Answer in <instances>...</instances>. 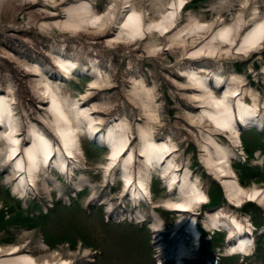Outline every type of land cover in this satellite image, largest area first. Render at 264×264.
<instances>
[{
  "label": "rangeland",
  "instance_id": "obj_1",
  "mask_svg": "<svg viewBox=\"0 0 264 264\" xmlns=\"http://www.w3.org/2000/svg\"><path fill=\"white\" fill-rule=\"evenodd\" d=\"M43 1L55 5L45 8L52 11L54 8L63 9L77 0ZM90 1L99 13L112 10L115 5L113 0ZM217 1L220 0H190L186 8H181L178 22L168 35L151 29L147 38L127 37L117 42L110 40L120 35L121 23H117L109 34L97 39L98 28L91 25L64 27L66 29L45 26L44 23L54 20L67 21L65 14L54 19L42 18L38 15L40 8H44L41 5L31 7L24 5L22 0H0V78L2 88L6 90L10 85V76L17 82V86L6 94L14 102L15 123L18 126L29 130L28 112L31 107L36 110L44 107L39 115L44 117L48 114L53 118L51 104H41L39 96L42 91L34 89L41 73L27 76L23 71L26 65H39L43 71L53 69L59 77L65 69L56 59L62 56L60 58L74 63L71 77L58 79L57 85L62 87L64 98L68 96L69 100H78L92 93L87 103L79 100L84 102L82 107L93 112L97 110L96 105L99 108L102 106L98 109L100 112L92 114L98 121L105 118L102 132L107 133L112 127L124 130L130 136L128 145L136 154L143 146L142 131H156L158 142L168 141L175 145L170 159L175 156L182 173L188 169L209 197V201L196 207L194 212L201 234L198 239L186 232L187 221H180L184 215L169 210L164 204L178 199L179 194H171L175 190H169L167 179L161 176L160 170L152 171L151 202L144 198L134 199L128 195V188L125 191L123 181L114 174L113 167L118 169L117 162L109 169V148L106 144L83 132V154L75 159L71 176L57 168L44 167L37 193L33 190L28 195L16 192L13 182L7 181L11 168L0 165V245L30 244L35 247L43 243L45 250L36 251V255L70 253L84 256L83 264H157V255L164 259L163 264H223L224 261L227 264H264V205L249 200L242 204L230 202L220 180L202 161L201 153L204 141L212 134L233 151L232 165L239 183L244 187L264 186V132L257 127L242 128V141L235 144L227 133L209 120L199 123L186 118V105L194 93L187 90L191 84L179 74L194 66L208 69L211 76L229 77L238 73L243 87L253 89L260 99H264V47L237 54L228 51L227 45L222 51L227 53L221 56L201 55L192 58L193 62L185 59L199 48H207L213 34L217 33L214 27L209 29L207 26L219 18ZM239 3L243 5L238 2L224 6V18L232 19L240 15ZM137 4L145 9L149 6L140 0ZM259 5V11L264 13V2ZM252 9L253 6L248 8L247 17ZM152 16L153 13L147 16L148 21ZM198 20L204 23V27L194 26ZM24 24L30 28L17 33L10 31L12 26ZM156 35L158 40L153 38ZM29 37L35 38L43 49L28 43ZM152 42L158 45L152 46ZM235 84L234 81L232 85ZM214 91L220 93V90ZM134 92H138L141 98L134 96ZM260 102L263 107V100ZM108 109L112 112L107 114ZM199 110L201 108H196V112ZM261 114L264 118V108ZM4 146V142L0 141V148ZM144 160L137 158L131 170L134 176H139V168H142V175L146 174ZM46 176L60 185L61 192L57 189L45 192L42 178ZM84 179L95 185L94 190L85 182L79 185ZM220 199L225 201L215 205ZM220 208L229 216L234 215L240 221L249 220L251 223L255 246L248 254L229 252L226 243L228 231L205 225L204 216ZM129 214L134 218H129ZM154 215L163 222L161 232L152 228ZM158 239L160 249L157 248ZM182 244L187 251L181 256L175 254ZM206 245L212 251L204 252L203 246Z\"/></svg>",
  "mask_w": 264,
  "mask_h": 264
},
{
  "label": "bare ground",
  "instance_id": "obj_2",
  "mask_svg": "<svg viewBox=\"0 0 264 264\" xmlns=\"http://www.w3.org/2000/svg\"><path fill=\"white\" fill-rule=\"evenodd\" d=\"M22 1L26 6H43L44 8H40L38 14L42 18L54 19L63 14L68 17L65 22L54 20L50 23H44L45 26L66 29L64 27L81 28L91 25L98 28L97 35L99 36L97 39L109 34V31L114 29L117 23H121L120 35L110 40L121 42L127 37L137 39L146 36L147 38L151 29L168 35L173 25L178 22L181 8H186L190 0H140L149 4L146 9L138 5L137 0H113L115 2L113 9H107V11L100 13L94 10L90 0H77L64 6L63 9L54 8L52 11L45 8L48 5L52 7L55 5L46 4L43 0ZM217 2L219 18L207 25L209 29L214 27L215 30H218L217 33L213 34L207 48L205 46L199 48L187 55L186 60H192V58L201 55L217 54L221 56L227 53L222 52L224 46L227 45H229L226 48L228 51L237 54L258 51L264 47V13L259 11L261 7L259 3L264 2V0H220ZM238 2L243 4L239 3L240 15H235L232 19L224 18L223 7L238 4ZM252 6L251 14L249 13L250 16L247 17L248 8H252ZM152 13V19L148 21L147 16ZM32 16L36 15L30 17ZM194 26L204 27V23L198 20ZM27 28H30L27 24L12 26L10 31L17 33V31L27 30ZM154 37L159 39L157 35ZM217 38L218 41L215 42ZM27 42L36 48L43 49V46H40L35 38L29 37ZM150 44L152 46L158 45L155 42ZM60 57H57L56 60L65 69V72L61 73L59 77L56 72L52 71L53 69L43 71L39 65L27 64L23 70L27 76L31 77L41 73V79L35 83L34 89L39 92L42 91L39 96L40 103L51 104L50 111L53 115V118H50L48 114L43 117L39 115V112L44 107H39V110L31 107L28 112L29 130L15 123L14 102L9 100L6 94L17 86V82L10 76V85L6 90L2 88L0 78V141H3L5 145L0 148V165L4 167L9 165L11 168L7 174V181L13 182V188L16 192L28 195L32 190L35 193L39 190V179L44 173V167H48V169L57 168L70 177L75 168L73 166L76 162L75 159L78 160L80 154H83L81 136L85 132L109 148L107 159L110 162L108 167L111 169L117 162L118 169L115 170L113 167L114 174L123 181L125 191L128 188V195L134 199L144 198L149 203L151 202L152 171L160 170L161 176L167 179L169 190H175L171 194H179L178 199L166 201L164 204L168 206L169 210L184 215L180 221H187L186 232L194 234L199 239L194 212L196 207L209 201V197L200 188L198 181L193 178V174L188 169L182 173V169L176 163L175 156L170 159L175 151V145L168 143V141L158 142L156 131L145 129L142 131L143 146L140 152L136 154L131 145H128L130 136L124 130L112 127L107 133L102 132L101 125H103L105 118L98 121L92 114L100 112L98 109L103 107L99 108L96 105L97 110L95 109L93 112L89 108L82 107V103H87L92 93L86 94L78 100L73 98L69 100L66 95L65 98L63 97L62 87L57 85L58 79L63 80L71 77L74 63ZM35 60L38 62L37 59ZM208 71L204 67L194 66L179 74L191 84L187 90L194 93L186 105L188 110L186 118L191 122L199 123L209 120L219 130L227 133L230 141L235 144L242 141V128L257 127L264 132V118L261 114L264 105L262 107L260 102L263 100L264 103V99H260L259 94L253 89L244 88L243 80H240L238 73L226 77L216 74L211 76V72ZM50 73L53 74L50 75ZM262 73L264 74V67ZM51 77L57 81L55 82ZM234 81L237 84L232 85ZM215 89L220 90V93L216 94ZM134 96L141 98L138 92H134ZM82 99L85 101L80 103L79 100ZM68 100L69 102H67ZM196 108H201V110L196 112ZM110 112L112 110L108 109L107 114ZM29 133H31L30 136ZM3 153H5L4 156H2ZM201 153L202 161L220 180L230 202L236 201L238 204H242L249 200L264 205V186L244 187L239 183L232 165L234 153L227 146L221 144L219 139L217 140L212 134H209L202 145ZM138 157L145 159L143 163L147 171L145 175H142V168H139L137 172L139 176L136 177L131 170ZM47 172L49 171L47 170ZM84 182L94 190L95 185L88 179H84L79 185H83ZM42 188L49 193L53 189L61 192L60 185L48 176L42 178ZM152 213L154 214V211ZM122 215L124 218V214ZM136 217H140L138 213ZM153 217V230L161 232L163 222L157 215ZM129 218L133 219L134 217L129 214ZM203 220L207 227L228 231L227 239L231 242L227 246L229 252L248 254L254 248L255 239L249 220L240 221L234 215H227L222 208L208 213ZM156 242L157 248L160 249L159 239ZM45 248L46 245L43 243L35 247L30 244H16L10 247L0 245V264H83L85 262L84 256L80 257L70 253L35 254L36 251H42ZM186 251L187 248L182 244L175 254L181 256ZM169 255L171 254L169 253Z\"/></svg>",
  "mask_w": 264,
  "mask_h": 264
},
{
  "label": "trees",
  "instance_id": "obj_3",
  "mask_svg": "<svg viewBox=\"0 0 264 264\" xmlns=\"http://www.w3.org/2000/svg\"><path fill=\"white\" fill-rule=\"evenodd\" d=\"M211 201H212V198H211ZM222 201H225V200L224 199H220L219 202L217 204H215V205H220ZM211 206H213V205H211ZM210 249L211 248H209L207 245L206 246H203V251L206 252V253L209 252ZM210 251H212V250H210ZM223 264H227V263H225V261H224Z\"/></svg>",
  "mask_w": 264,
  "mask_h": 264
},
{
  "label": "water",
  "instance_id": "obj_4",
  "mask_svg": "<svg viewBox=\"0 0 264 264\" xmlns=\"http://www.w3.org/2000/svg\"><path fill=\"white\" fill-rule=\"evenodd\" d=\"M263 233V232H262Z\"/></svg>",
  "mask_w": 264,
  "mask_h": 264
}]
</instances>
